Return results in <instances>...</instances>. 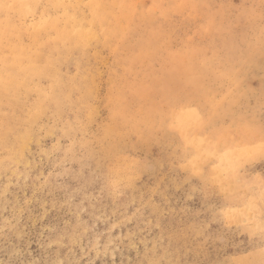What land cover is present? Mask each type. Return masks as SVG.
I'll use <instances>...</instances> for the list:
<instances>
[{"label": "rangeland", "instance_id": "rangeland-1", "mask_svg": "<svg viewBox=\"0 0 264 264\" xmlns=\"http://www.w3.org/2000/svg\"><path fill=\"white\" fill-rule=\"evenodd\" d=\"M0 264H264V0H0Z\"/></svg>", "mask_w": 264, "mask_h": 264}]
</instances>
